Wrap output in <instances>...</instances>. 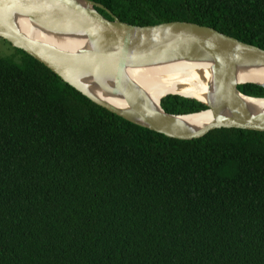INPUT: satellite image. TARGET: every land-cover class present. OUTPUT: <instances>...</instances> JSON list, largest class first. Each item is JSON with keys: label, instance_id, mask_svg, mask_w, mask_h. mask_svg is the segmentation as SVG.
<instances>
[{"label": "trees", "instance_id": "1", "mask_svg": "<svg viewBox=\"0 0 264 264\" xmlns=\"http://www.w3.org/2000/svg\"><path fill=\"white\" fill-rule=\"evenodd\" d=\"M89 1L129 25L193 23L264 50V0ZM15 50L19 63L0 56V264H264L263 132L167 138Z\"/></svg>", "mask_w": 264, "mask_h": 264}, {"label": "water", "instance_id": "2", "mask_svg": "<svg viewBox=\"0 0 264 264\" xmlns=\"http://www.w3.org/2000/svg\"><path fill=\"white\" fill-rule=\"evenodd\" d=\"M0 39L95 105L167 138L191 141L220 129L264 133V98L237 89H264V50L212 28L186 22L133 26L89 0H0ZM180 65L209 70L211 79L154 100L140 82L141 72ZM206 94L216 99L213 106L199 99ZM169 95L207 110L166 113L160 101Z\"/></svg>", "mask_w": 264, "mask_h": 264}, {"label": "bare ground", "instance_id": "3", "mask_svg": "<svg viewBox=\"0 0 264 264\" xmlns=\"http://www.w3.org/2000/svg\"><path fill=\"white\" fill-rule=\"evenodd\" d=\"M211 75L209 70L180 65L172 68L162 67L161 70L143 71L140 74V82L154 100H159L164 94L174 92L183 86L205 85L210 81ZM206 98L207 94L199 97L204 103L213 106L216 99L210 101Z\"/></svg>", "mask_w": 264, "mask_h": 264}, {"label": "rangeland", "instance_id": "4", "mask_svg": "<svg viewBox=\"0 0 264 264\" xmlns=\"http://www.w3.org/2000/svg\"><path fill=\"white\" fill-rule=\"evenodd\" d=\"M0 56L10 58L18 63L22 57L19 52H17L10 44L6 43L2 39H0Z\"/></svg>", "mask_w": 264, "mask_h": 264}]
</instances>
